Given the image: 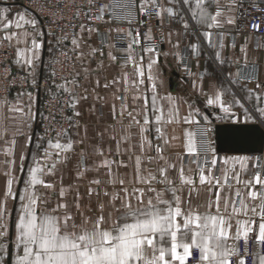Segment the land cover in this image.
<instances>
[{"label":"snow or ice","instance_id":"obj_1","mask_svg":"<svg viewBox=\"0 0 264 264\" xmlns=\"http://www.w3.org/2000/svg\"><path fill=\"white\" fill-rule=\"evenodd\" d=\"M87 2L88 11L84 12L82 7L77 6L75 17L79 19L83 15L93 24L109 23L105 20V15L108 14L110 19L127 22L131 26L135 19L133 9L137 7L140 13L150 18L154 14L161 22L167 13L170 20L178 21L183 27L173 48L179 49L180 35L197 33L207 41L208 47L217 49L214 60L219 66L237 65V70L224 75L220 85L209 83V88L214 89L211 94L205 91L204 75H200L192 83L195 90L193 98L184 99L171 94L160 96L157 91L158 82L162 83L159 49L155 44L142 48L148 55L146 64L143 56L137 58L136 48L142 43L138 28L115 29L117 33L126 31L128 39L127 47L123 49L124 55L118 57L112 51L115 45L106 42L103 38L105 34L98 27L80 23L79 33H74L70 41L73 52H77L82 42L86 43L84 33H87L89 39L95 34L101 38V46L93 48L88 45L90 57L97 53L103 57L106 46L110 61L122 69H126L128 65L134 69V80L129 79L127 71H122L118 78H105L103 83L96 80L93 88V91L101 87L110 89L122 82L124 93L131 92L132 88L136 89L134 102L143 100L141 111L136 115L128 111L125 95H116L115 99L121 101L120 108L117 110L113 104L111 109L113 120L117 117L122 120L127 112L130 118L128 129L133 125L138 128L137 145L121 150L122 144H128L133 137V133L126 129L119 139L116 136L110 137L116 141L115 153L111 148L108 149L109 155L128 154L129 161L134 158L131 178L128 179L127 174L122 175L118 171L129 167L125 160L109 159L105 156V150L97 147L96 155L102 159L93 168H88L84 166L82 155L77 164L76 178L82 180L86 173H99L103 169L106 179L88 180L83 196L79 187L72 184L65 187L63 177H60L58 186L55 181H46L44 177L55 176L57 165L64 164L70 158L67 154L74 151V141L67 129H52L56 132L55 142L53 139L47 141L44 163L34 156L26 178L19 181L11 169L5 173L8 177L6 187L0 193V264H264V106L260 104L264 101V82L257 75L258 64L249 61L247 37L240 46L241 56L226 58L223 55V34H215L219 36L216 40L212 31H201L204 27L221 28L223 23L235 24V18L228 16L225 21H221L224 12L219 6V0H169L173 7H165L159 0H140L139 5L135 0H112L99 7H96L97 0ZM262 3L264 0H260V3L253 0L251 7L261 14L264 21ZM57 4L41 6L39 18L28 12L17 13L15 21L8 17L9 8L0 9V28L5 32L0 42L7 40L9 46H12L13 41L17 45H25L24 49L17 48L14 63L26 68L27 77H31V86L34 88L38 87L35 70L44 48L45 35L55 39L54 44L48 41L50 52L62 49L64 42L69 39L67 34L57 37L55 32L45 33L42 30L43 27H49L43 23L48 18L45 13L49 14L52 24L63 19L60 15L62 9L54 10L57 9ZM212 4L217 6L215 13L208 10ZM230 4L236 7L237 0H230ZM93 8L95 12L92 11ZM185 10L189 13L192 24L185 19ZM231 10L232 8L229 9ZM25 25L30 26L32 32L27 29L22 32L9 31L13 27L17 30L24 29ZM262 26V23L250 25L257 32ZM36 36L41 39L38 41ZM171 38L170 31L165 39L171 43ZM117 39L123 40L124 37L118 36ZM152 39V29L149 27L144 33V40ZM188 47L194 54H199L198 43L189 44ZM232 47H236L235 43ZM261 47L259 43L256 45L257 49ZM25 53L28 55L25 56ZM60 54L68 57L65 51ZM175 54L179 56L178 52ZM164 55L167 56L168 53ZM84 56L82 51L77 54L78 59H83ZM121 58L124 60L123 65L119 63ZM179 59L183 61L187 73L196 75L188 69L186 59ZM51 63L60 61L54 57ZM102 67L103 60L95 70L97 74ZM84 71L88 73L89 69ZM51 76H57L55 69ZM145 80L150 84L147 89L151 92L150 98L142 88ZM69 83L74 87L80 86L77 78L73 77L71 81L65 78L64 83L57 87L68 94L70 99L64 103L73 110L75 117H80L81 113L76 111V107L81 101L87 100L88 95L73 96V89L67 86ZM224 84L239 85L246 96L238 97L233 92L230 101L224 99L230 91ZM249 84H253L254 88L248 87ZM84 91L87 93V89ZM27 96L30 101L27 113L23 107L10 105L7 99L0 101V109L7 106L9 112L22 113L35 120L39 112H32L33 97L31 93H27ZM253 96L257 103L246 107L242 99H251ZM200 97L204 98L203 109L195 106ZM96 99L103 98L97 95ZM161 101L167 103V111ZM181 104L186 106V114L183 116L180 114ZM237 108L240 110L239 115ZM90 111L95 112V105ZM49 118L55 119V116ZM66 119L75 123L73 117ZM181 123L196 125V130L184 132L186 140L179 145L182 151H177L176 141L180 137L169 134L166 129L169 125ZM86 131L87 129L85 133ZM153 132L154 137L149 139V134ZM98 135L103 140L104 132H99ZM62 138H66L67 142L62 143ZM218 140L228 144L259 142L260 147H253L251 151H259L260 155L220 157L216 147ZM28 141H31V137ZM79 143H83V140ZM14 145L15 140H12L5 155L14 154ZM136 147L139 155L132 151ZM50 150L55 151V160L52 159ZM23 159L22 156L21 160ZM153 162L157 165L155 170L147 167ZM218 165L220 175L216 174ZM14 183H22V190H14ZM41 188L46 191L41 192ZM53 194L54 204L50 198ZM84 197H87V202ZM10 201L13 202L12 207L9 206Z\"/></svg>","mask_w":264,"mask_h":264},{"label":"crops","instance_id":"obj_2","mask_svg":"<svg viewBox=\"0 0 264 264\" xmlns=\"http://www.w3.org/2000/svg\"><path fill=\"white\" fill-rule=\"evenodd\" d=\"M165 7H173V5L169 4V0H160ZM219 6L224 12V16L220 19L221 21H225L228 16H232L235 18V24H227L223 23V27L218 29H207L206 27L202 28L201 31H212L214 33V39L218 40L219 36L215 35L217 33L223 34V42L225 44V48L223 49V55L228 58H236L240 57V46L245 43V38L247 37V52L249 61H255L259 66V71L257 73L258 77L262 76L264 72V52L260 49L256 48V40L253 36L245 34L242 31L243 21L241 20L242 9L244 7L243 0H237V6L232 7L230 4V0H219ZM9 8L10 11L8 13L9 19L15 21L17 19V13L28 12L32 16H35L30 10L24 8L22 5L18 4L14 0H0V9ZM232 8L231 11L229 9ZM211 13H215L217 10V6L212 4L208 9ZM185 19L189 20V23L192 24L193 21L190 19L189 13L184 11ZM28 18V17H26ZM160 24L164 28V41L159 49V59H160V68L162 69V75L160 76V81L158 82L157 91L160 96H165L166 94H171L174 97H182L184 99L193 98L194 89L192 87L193 80H196L198 76L204 75L203 87L205 91L211 92L214 89L209 88V83H215L216 85H220L223 82V76L228 72L235 73L237 70V65H224L219 66L217 62H215V51L217 49L208 47L207 41L199 36L197 33L189 34V35H180V46L179 49L173 48V44L176 43L178 38V33L183 32L182 24L176 20H170L167 13L163 16V22L159 20ZM27 29L29 32H32L30 26L25 25L24 29H15L13 27L9 31H17L22 32ZM172 32V42L169 43L165 37L169 32ZM35 35V33H32ZM0 35L3 37L5 32L0 28ZM49 37V36H48ZM48 37L45 35L44 39V48L41 51L40 61L37 62L36 67V78L37 80L41 78L45 74V70L42 65V59L45 51L48 48ZM108 44H112L110 40L106 37H103ZM36 39L39 41L41 38L36 36ZM100 37L95 34L89 39L87 34H84V41L82 42L81 47L74 52L76 57L78 52H84L85 56L83 59H78L77 68L75 71L74 77L77 78L79 87H74L71 83L67 86L72 88V95H88V99L85 101H81L77 107L76 111L81 113L80 117H75L73 114V110L70 108V117H73L72 128L68 135L74 141V151L68 153L67 155L70 157L64 164L57 165V172L55 176H46L44 179L46 181L52 182L55 181L57 186L60 184V177H63V184L67 187L69 184H72L74 187H79V190L83 196L87 187L88 180L92 178H100L102 180L106 179L104 175V170L101 169L99 173L92 171L85 174V178L82 180H78L76 178V170L77 164L83 155L84 158V166L88 168H93L99 161L102 159L101 157L96 155L95 149L97 147H102L105 150V156L109 159L125 160L128 164V168H120L118 171L123 175L127 174V178H131L132 174V164L133 161L128 160V154L123 156L118 155H109L108 149L111 148L113 154L115 153L116 141L111 140V136H116L119 139L122 135L125 134V130H129L133 133L132 140L128 144H122L121 150L124 148L130 147V145L138 144V136L136 133L138 132V128L133 125L131 129H128V125L130 123V118L125 112L123 119L121 120L119 117L113 120L111 115L112 105L115 104L117 110L120 108L121 101L116 100V95H125L127 96L126 103L128 105V111H132L133 115L141 111V107L143 104V100L133 101V96L137 94L136 89L132 88L131 92L124 93L123 92V83L117 84L116 86L110 89L98 88L96 91H93L95 87V81L100 80L101 83L107 80H112L113 78H118L121 76L122 71H127L129 73V79L134 80L136 77L134 75V69L131 65H128L126 69H122L115 62H112L107 57L108 48L104 47L105 55L101 57L99 53L95 56H89V47L91 45L93 48L100 47ZM9 44V42L6 40ZM199 44L200 51L199 54L196 55L192 52L191 48L188 47L189 44ZM235 43L236 47L233 48L232 44ZM12 68L14 70L23 71L27 73L26 68L21 67L20 65L14 63L17 59V48L24 49L25 45L23 43L17 45L15 41L12 42ZM73 48V46L71 45ZM113 53L118 56L115 49H112ZM179 53L177 56L175 53ZM164 53H168L167 56ZM28 54L25 53V56ZM136 56L139 58L140 56L144 57V63H147L148 55L145 54L142 50H136ZM120 57V56H118ZM179 57H183L187 61V67L191 70V73L196 75H191L187 73L184 69L183 61L179 59ZM103 60V67L99 68V74L95 71L98 68L99 62ZM120 65H123L124 60L121 58L119 61ZM84 69H89V72L86 73ZM205 69H207V74H205ZM221 71L223 75H221ZM77 73L79 74L77 76ZM31 79V77H30ZM224 87L230 88L228 94L224 97L226 100L232 99V93H236L238 97H245L246 93L240 90L239 85H228L224 84ZM248 87L254 88L253 84H249ZM145 90V95L149 98L151 97V92L147 91L150 88V84L147 80H145V85L142 86ZM85 89H87V93H85ZM258 91V90H257ZM27 93H31L33 100L31 102L32 112H39L35 120L29 119L27 115L18 112H9L7 106L0 109V193H2L6 187V180L8 177L5 176V173L10 169L12 174L17 178V180H22L26 178L27 170L30 166L33 165V157L36 159L41 151V145L36 141L37 137V126L40 119V108H39V97L38 90L34 87H29L24 90H14L11 92L7 99L10 105H17L23 107L24 112H28V106L30 104ZM97 95L102 97V100L96 99ZM198 95V93H196ZM5 99H1L0 101H4ZM203 97H200L196 101V107L204 108V104L202 103ZM242 102L245 103L246 107H251L254 103H257L255 97L253 96L251 99H242ZM164 105L165 111H167V103L165 101H161ZM261 106L262 103L260 102ZM95 105V112L90 111L91 107ZM237 114L239 115V109H236ZM180 114L183 116L186 114V106L181 104ZM139 118V117H138ZM154 119V117H151ZM173 128L175 131L173 132ZM85 129H87L85 133ZM107 129V131H105ZM196 125H187V124H179V125H169L167 126L166 131L169 134L176 135L180 137V140L176 141L178 145L177 151H182L179 148V145L186 140L184 136L185 131H195ZM99 132H104L103 140H101L98 135ZM154 132L149 134V139L154 137ZM31 137V141H28V138ZM15 140V145L13 148V155H5V152L10 147V142ZM83 140V143H79V141ZM62 143H66V138L61 140ZM40 147H37V145ZM136 155H139L138 147L132 149ZM220 157L225 155L227 156H252V155H260V152H218ZM24 157L21 160V157ZM56 159V156L53 160ZM11 163H7V162ZM185 165H187V157L185 156ZM21 166H23V171H21ZM147 167L155 170L157 165L153 162ZM194 167V165L192 166ZM220 165L217 166L216 174L220 175L219 171ZM117 171V169H113ZM247 178V177H244ZM93 187H95L93 185ZM14 190L20 191L23 188L22 183H14ZM41 192L46 191L41 188ZM55 203V195L53 194L50 197ZM70 200L71 197H68ZM85 202H87V197H84ZM93 203H95V199L93 198ZM13 202H9V206L12 207ZM18 207V205H16ZM15 255V250L13 249V256Z\"/></svg>","mask_w":264,"mask_h":264},{"label":"built area","instance_id":"obj_3","mask_svg":"<svg viewBox=\"0 0 264 264\" xmlns=\"http://www.w3.org/2000/svg\"><path fill=\"white\" fill-rule=\"evenodd\" d=\"M20 3L24 8L30 10L37 18L40 17L41 6H50L51 4H57V0H15ZM112 0H97L96 7L101 4L111 3ZM160 2V0H159ZM255 2L260 3V0H255ZM135 3L139 5L140 0H135ZM244 7L242 9L241 20L243 21L242 31L245 34L251 35L255 38L256 44L262 45L259 48L264 52V26H262L260 31H253L250 27L252 23H262L264 21L261 19V14L251 5L253 0H243ZM77 6L82 7V11H88L89 5L87 0H59L57 4V9L61 10L60 15L63 19L57 20L55 24H52L51 18L48 13H45L46 18L43 23L49 25V27H43L42 30L47 33L49 31L55 32L56 36L62 34H67L69 39L64 42V47L59 50H54L50 52L46 59L45 74L39 78L38 87V97H39V107H40V119L37 126V139L42 146L41 151L37 157L41 163H44V150L48 147L47 141L53 139L55 142L56 132L52 129L59 130L60 128L67 129L69 132L72 128V123L67 120L70 117V107H68L64 101L69 100L68 94L63 93L57 87V85L64 83L65 78L71 81L74 77V73L77 68V57L71 48V37L74 33H79L80 23H88L92 27H98L104 37L108 38L112 44L115 45V51L118 56L122 57L124 55L123 49L127 47L128 39L125 32L117 33L115 29L121 28L127 30L129 27L138 28L141 33V45L136 48V50H142L143 47L151 46L155 44L158 48L164 41V28L160 24L159 19L153 14L150 18L146 14L139 12L138 7L133 9L134 22L130 26L127 22L118 21L115 19H110L108 14L105 15V20L109 23L105 24L100 22L99 24H93L91 21H87L86 17L81 15L79 19L75 17V12ZM264 7V3L261 4ZM95 12V8L92 9ZM75 25V27H72ZM151 27L152 29V41L144 40V33L147 29ZM63 29V32L61 31ZM108 29H113V31H108ZM87 34V33H84ZM48 36V35H47ZM124 37L123 40H118L117 37ZM52 43H55V39L49 36ZM0 39L2 36L0 35ZM61 51L68 53V57L65 58L61 56ZM57 58L60 63L52 64L53 58ZM12 49L6 40L0 42V98H8L12 91L14 90H24L31 86V81L27 77V73L14 70L12 68ZM55 69L57 76L53 78L51 72ZM7 70V71H6ZM27 77V79H26ZM259 79L264 82V72ZM55 97V98H54ZM262 106H264V101H261ZM54 115L55 119H50L49 117ZM48 118V119H46ZM71 124V126H70ZM43 137V140L41 138ZM52 152V159L55 158V151Z\"/></svg>","mask_w":264,"mask_h":264},{"label":"water","instance_id":"obj_4","mask_svg":"<svg viewBox=\"0 0 264 264\" xmlns=\"http://www.w3.org/2000/svg\"><path fill=\"white\" fill-rule=\"evenodd\" d=\"M216 147L218 149V152H253L251 151V149L253 147H260V144L259 142L255 144H228L218 140L216 141Z\"/></svg>","mask_w":264,"mask_h":264},{"label":"rangeland","instance_id":"obj_5","mask_svg":"<svg viewBox=\"0 0 264 264\" xmlns=\"http://www.w3.org/2000/svg\"><path fill=\"white\" fill-rule=\"evenodd\" d=\"M15 1V0H14ZM16 2V1H15ZM18 3V2H17ZM18 4H20V3H18ZM21 5V4H20ZM48 37V36H47ZM48 41H51V39H50V37H48ZM52 42V41H51ZM49 47H50V45H48V48H47V50L45 51V53H44V56H43V59H42V65H43V68H44V70H45V68H46V59H47V56H48V54L50 53V51L48 50L49 49ZM72 48V47H71ZM75 54V53H74ZM76 56V55H75ZM77 63H78V60H77ZM21 72V71H20ZM23 72V71H22ZM26 73V72H25ZM74 75H75V73H74ZM29 79H30V77H29ZM73 79V78H72ZM30 81H31V79H30ZM40 108V107H39ZM70 132V131H69ZM68 132V133H69ZM63 139V138H62ZM61 139V140H62ZM36 141L38 142V139H37V137H36ZM39 143V142H38ZM40 144V143H39Z\"/></svg>","mask_w":264,"mask_h":264}]
</instances>
